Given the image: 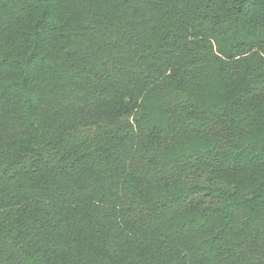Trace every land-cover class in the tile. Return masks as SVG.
Masks as SVG:
<instances>
[{
  "label": "trees",
  "instance_id": "16d2710c",
  "mask_svg": "<svg viewBox=\"0 0 264 264\" xmlns=\"http://www.w3.org/2000/svg\"><path fill=\"white\" fill-rule=\"evenodd\" d=\"M0 264H264V0H0Z\"/></svg>",
  "mask_w": 264,
  "mask_h": 264
},
{
  "label": "rangeland",
  "instance_id": "374dc122",
  "mask_svg": "<svg viewBox=\"0 0 264 264\" xmlns=\"http://www.w3.org/2000/svg\"><path fill=\"white\" fill-rule=\"evenodd\" d=\"M55 86L51 85L52 87H56L57 82H54ZM55 92L60 93L61 90L59 88L55 89ZM61 117H57L55 119H51V120H46L45 123L47 125H49L50 127L53 128V133L55 134L56 137L58 136V132L54 131V129H56L58 127V124L60 122ZM58 129V128H57ZM84 137H91L89 140V143L91 144L92 147H97L102 145L105 142V135L103 134H99V131H97L96 133H92V132H85Z\"/></svg>",
  "mask_w": 264,
  "mask_h": 264
}]
</instances>
